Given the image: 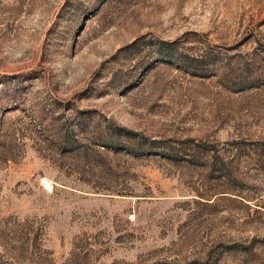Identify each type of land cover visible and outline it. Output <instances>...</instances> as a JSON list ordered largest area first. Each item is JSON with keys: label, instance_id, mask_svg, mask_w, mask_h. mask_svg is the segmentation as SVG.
<instances>
[{"label": "rangeland", "instance_id": "1", "mask_svg": "<svg viewBox=\"0 0 264 264\" xmlns=\"http://www.w3.org/2000/svg\"><path fill=\"white\" fill-rule=\"evenodd\" d=\"M253 65L264 0H0V264H264L262 248L227 250L264 239ZM85 111L207 150L101 170L55 150Z\"/></svg>", "mask_w": 264, "mask_h": 264}, {"label": "trees", "instance_id": "2", "mask_svg": "<svg viewBox=\"0 0 264 264\" xmlns=\"http://www.w3.org/2000/svg\"><path fill=\"white\" fill-rule=\"evenodd\" d=\"M190 61L192 63L197 62L193 58ZM241 72L242 74H247L245 77L248 83L253 81L254 85H258L255 83L264 85V67L253 65ZM58 120L60 122V119ZM69 124L66 130H61L62 124L58 125L61 127L60 132L54 135L57 140L55 150L63 156L82 158L88 165L101 170H108L110 162L108 155L110 154L115 156L125 154L133 158L159 156L162 159L174 162L184 160L194 164L196 154L198 155L207 150V146L191 139L179 142L173 140H150L105 118L97 121L90 111L76 112ZM90 128H92L91 131L89 130ZM46 130L43 129L42 131L46 133ZM88 140L91 143H85ZM99 149H102L103 153ZM215 154L204 164L208 165L209 168L218 165L214 171L226 175L229 171L226 168L227 164ZM259 248L264 250V239H253L248 246H227L228 251L234 249L248 255H253L256 249ZM188 264H209V261H194Z\"/></svg>", "mask_w": 264, "mask_h": 264}]
</instances>
